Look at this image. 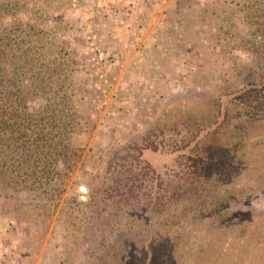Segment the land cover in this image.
<instances>
[{"label": "rangeland", "instance_id": "rangeland-1", "mask_svg": "<svg viewBox=\"0 0 264 264\" xmlns=\"http://www.w3.org/2000/svg\"><path fill=\"white\" fill-rule=\"evenodd\" d=\"M36 4L70 59L82 150L57 187L0 178V264H264V87L227 100L264 82V0ZM221 102L228 126L192 150Z\"/></svg>", "mask_w": 264, "mask_h": 264}, {"label": "trees", "instance_id": "trees-1", "mask_svg": "<svg viewBox=\"0 0 264 264\" xmlns=\"http://www.w3.org/2000/svg\"><path fill=\"white\" fill-rule=\"evenodd\" d=\"M48 15L43 5H32V0H0V178L22 196L26 187L39 193L46 184L58 185L82 150L84 129L75 109V91L68 84L70 59L61 55L63 48L57 50V38L50 36L51 28L45 24ZM55 20L59 25L61 16ZM263 87L264 82H254L227 95V100L232 95L245 98ZM223 103L216 120L204 134L196 135L192 150L200 147L204 136L216 137L220 128L228 126L231 119ZM145 141V147H133L138 161L143 149H159L155 140ZM191 143L174 147L186 149ZM188 161L191 166L198 162L192 154Z\"/></svg>", "mask_w": 264, "mask_h": 264}, {"label": "water", "instance_id": "water-1", "mask_svg": "<svg viewBox=\"0 0 264 264\" xmlns=\"http://www.w3.org/2000/svg\"><path fill=\"white\" fill-rule=\"evenodd\" d=\"M81 190H82L83 192H87V188H86V186L82 185V186H81Z\"/></svg>", "mask_w": 264, "mask_h": 264}]
</instances>
